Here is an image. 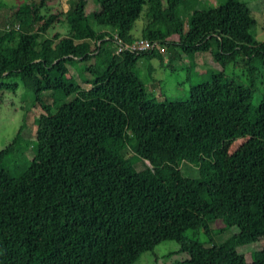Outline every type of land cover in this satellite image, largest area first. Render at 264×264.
<instances>
[{"label": "trees", "instance_id": "trees-1", "mask_svg": "<svg viewBox=\"0 0 264 264\" xmlns=\"http://www.w3.org/2000/svg\"><path fill=\"white\" fill-rule=\"evenodd\" d=\"M44 1L0 2L8 8L0 14V90L19 80L39 108L32 156L16 175L4 162L23 124L0 149V264H131L162 240L186 254L168 264H264V246L250 260L235 250L264 238V12L258 40L241 0L198 8L200 0H96L87 13V0H72L63 18L58 9L41 13ZM142 7L140 36L152 49L116 53L112 34L129 41ZM59 22L66 35L38 38ZM155 45L168 50L166 64L186 57L182 98L156 101L144 89L135 63ZM201 51L222 66L240 56L245 82L210 66L194 75ZM79 62L86 88L67 68ZM50 103L65 113L58 124ZM235 137L216 171L223 143ZM184 149L196 176L179 168ZM138 159L146 161L140 169ZM198 228L208 241L184 235Z\"/></svg>", "mask_w": 264, "mask_h": 264}, {"label": "rangeland", "instance_id": "rangeland-1", "mask_svg": "<svg viewBox=\"0 0 264 264\" xmlns=\"http://www.w3.org/2000/svg\"><path fill=\"white\" fill-rule=\"evenodd\" d=\"M72 0H45L39 7L41 13L51 12L55 9L61 11L59 18H63V15L71 7ZM195 2L196 0H190ZM213 0H200L198 7H204ZM245 2V5L252 14L255 20V27L252 30L254 37L258 40L262 39V31L260 30V24L262 22V14L264 12V0H241ZM5 5H15L16 3H22L24 8L37 7L39 0H0ZM96 0H87L84 5V12L94 9L96 7ZM193 6V5H192ZM5 9V10H4ZM7 7H0V14L5 13ZM143 7L140 10L139 16L132 22L128 33L132 38L140 36L141 25L143 23ZM53 32L58 33L60 36L66 35V25L62 23H54L43 34H39L38 38H51ZM54 40H51L53 42ZM106 48V46H104ZM152 49V48H151ZM152 56L147 59L140 57L136 60V71L147 93L154 96L156 101H162L164 98L169 100H175L182 98L185 95V89L187 83L183 80L184 71L181 68L183 62H186V57L180 55V58H173L167 62L168 50L158 45L154 46ZM255 65H259V62L254 60L252 62ZM213 67L216 69H223L224 73L232 75L239 82H245V64L244 60L238 56L233 62H229L227 65L222 66L209 51L197 52L193 55L192 72L194 75H202L205 67ZM264 76V64H261ZM68 71L74 77L79 87L86 88L87 84L83 82L84 72L82 63H70L67 64ZM7 81V80H6ZM17 84L13 90L2 89L0 90V149L6 145L14 135L15 130L20 124H23L20 136L15 141L16 149L11 156L5 159V166L9 168L12 175H16L21 169L25 167L29 158L33 153V129L34 123L39 111L38 106L31 105L28 91L25 90L23 85L16 80ZM260 89V86H258ZM257 94L252 97L253 103ZM67 99L62 98L59 103L65 102ZM53 114L51 116L53 123L58 124L64 117L65 113L61 111L58 103L49 104ZM241 137H235L229 141H226L222 145V150L217 155V159L214 163V169L220 170L224 155L228 154L240 141ZM125 156L127 152H123ZM188 150L184 149L179 153V168L185 176L198 175V169L196 165H193L186 160ZM146 163L144 160L138 159L134 163L136 169H140ZM221 225L219 220L211 222L212 227H219ZM231 228L217 233L213 231V236L216 240H220L224 235L229 234ZM184 235L192 236L198 241H208L207 236L198 228L194 235H191V230L184 231ZM264 246V238L259 239L257 242L248 243L235 248V250L242 254L246 260H250L252 251ZM177 243L174 240H162L156 243L150 250L141 252L131 264H168L171 262L182 260L186 257L184 252L177 250Z\"/></svg>", "mask_w": 264, "mask_h": 264}, {"label": "built area", "instance_id": "built-area-1", "mask_svg": "<svg viewBox=\"0 0 264 264\" xmlns=\"http://www.w3.org/2000/svg\"><path fill=\"white\" fill-rule=\"evenodd\" d=\"M17 27V24H13L11 26L5 25V29L14 30ZM112 39L114 41L115 52L119 53L122 50H127L130 52H140L146 49L152 48L154 45V41L149 40L145 37H135L131 38L127 42H122L115 34H112Z\"/></svg>", "mask_w": 264, "mask_h": 264}]
</instances>
